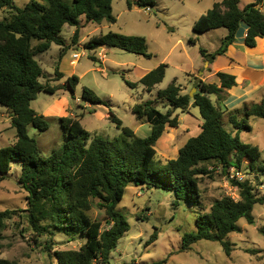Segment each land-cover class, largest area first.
Here are the masks:
<instances>
[{
	"label": "trees",
	"instance_id": "obj_1",
	"mask_svg": "<svg viewBox=\"0 0 264 264\" xmlns=\"http://www.w3.org/2000/svg\"><path fill=\"white\" fill-rule=\"evenodd\" d=\"M113 1L31 0L26 6L18 7L15 0H0V10L11 14L9 18L0 20V105L7 108L12 127L16 129L15 143L0 149V189L13 165L20 166L18 182L29 194L28 220L37 232L36 237L52 238L62 234L70 241L85 240L80 250L54 252L52 258L56 264H93L98 260L105 264L109 261L120 239L130 231L127 218L117 210L129 185L171 191L175 207L194 204L203 208L200 177L210 173L207 170L209 164H215L227 176H230L232 168L241 173L245 163L250 171H264V167L258 164L262 158L261 149L244 143L240 137L242 131H252L248 122L250 118L264 119V99L259 104L245 107L242 112L230 114L229 123L236 132L226 130V112L210 98L216 96L218 102H224L228 91L237 86L236 77L224 72L216 74L219 83L196 78L197 92L193 97L182 95V88L175 79L167 89L159 91L154 100L136 104L133 113L151 125V134L146 138L138 137L132 129L123 127L122 121L110 109L108 118L122 131L119 137H93L83 128L78 117H62L59 121L64 144L47 157L41 155L37 141L28 134V128L47 132L50 125L47 118L32 107V103L40 93L54 95L60 88L42 83V79L47 77L37 58L57 45L61 47V61L71 48L62 32L66 26L74 27L72 42L76 43L83 28L82 17L87 23L107 21L115 24ZM262 2L254 0L243 8L240 0L216 2L195 22L193 30L197 34L227 30L218 50L209 53L201 48L205 62L212 64L225 55L236 42L242 25L248 27V47L254 48L259 38L264 39ZM127 4L129 9H150L157 5V1L127 0ZM191 43L196 45L197 40L192 38ZM86 47L89 50L117 48L152 58L146 39L140 36L109 32L93 36ZM167 68V64H161L141 78L140 84L148 93L152 94L164 81ZM55 75L56 81L65 78L59 65ZM79 83L80 78L73 75L66 79L64 86L74 93ZM126 83L131 88L138 87L137 83ZM83 99L92 105L111 106L89 89H84ZM158 104H163L167 111L159 109ZM190 107L200 111L203 119L201 132L185 143L176 159L160 165L157 161L158 142L167 128L179 127L175 113L178 110L186 112ZM240 117L242 119L239 120ZM231 183L237 189L239 199L223 197L216 200L211 210L197 219V231L183 237L181 252L190 251L194 244L206 240L220 242L230 256L232 247L226 239L239 231L237 223L246 219L250 225L255 224L254 208L264 204V195L259 196L248 180L234 178ZM94 200H98L106 212L107 227L89 214ZM15 213L10 210L0 212V241L7 221ZM157 239L156 231L149 243ZM164 263L166 261L154 264ZM0 264L16 263L3 259L0 251Z\"/></svg>",
	"mask_w": 264,
	"mask_h": 264
},
{
	"label": "rangeland",
	"instance_id": "obj_2",
	"mask_svg": "<svg viewBox=\"0 0 264 264\" xmlns=\"http://www.w3.org/2000/svg\"><path fill=\"white\" fill-rule=\"evenodd\" d=\"M30 1L15 0L18 7H24ZM156 1L157 5L148 11L145 7L129 9L127 0H114L112 6L113 15L117 19L115 24L107 21L101 24H87L82 17L81 23L87 25L76 43L72 42L70 31L72 28L62 32V36L69 40L71 45L65 55L66 61L59 60L55 47L43 54L54 56L52 59L48 55L37 58L47 77L46 80L42 79V83L60 88L54 95L40 93L32 103V107L40 115L45 116L50 125L47 132H40L33 127L28 128V134L37 141L42 156H49L64 144V134L59 121L62 117H78L83 128L93 137L113 139L119 137L122 131L108 118L111 109L122 121L123 127L132 129L138 137H148L151 134V125L137 118L133 113L134 106L154 100L157 93L167 89L175 79L182 88L192 86L191 80L195 82L196 78L206 71L207 62L202 57L201 48L209 53L219 49L221 38L227 35V30L219 29L197 34L193 26L214 3L221 0ZM10 16L9 11L0 10V20ZM109 32L144 37L152 58L148 59L117 48L89 50L86 47L93 36ZM192 38L197 40L196 45L191 43ZM76 52L85 55L73 65L72 56ZM101 54H106V58L101 60ZM161 64L168 65L165 79L150 94L140 84V80L147 72ZM57 65L60 72L65 75L60 81H56ZM73 75L80 78L74 93L64 86L66 79ZM126 81L137 83L138 87L131 88ZM208 81L212 83L216 79L209 78ZM84 89L93 91L111 106H96L85 101ZM259 94L264 98V90ZM212 99H216V96H212ZM215 102L217 104V101ZM157 107L164 112L167 111L163 104H158ZM175 115L179 118V127L167 128L157 145V161L160 165L176 159L185 143L202 130L203 119L198 108L190 107L186 112L178 110ZM229 117L230 114L225 113L224 124L226 130L232 132L234 128L229 123ZM248 122L252 131H242L241 140L261 149L262 158L258 164L264 167V119L250 118ZM15 141L16 129L12 127L10 113L7 108L0 105V149L11 147ZM247 168L248 165L245 163L244 170L239 173L238 178L250 181L256 189L255 192L263 196L264 171L256 169L254 172ZM207 170L210 173L200 177L203 208L194 204L175 207L172 204L174 193L171 191L129 185L117 210L127 218L130 231L120 239L117 248L112 251L109 261L105 264H154L164 261H166L164 264H264V204L256 205L254 208V225H250L246 219H241L237 223L239 231L227 237L226 241L232 247L230 256L220 242L206 240L194 244L190 251L181 252L183 237L197 231V219L202 213L209 212L216 200L223 197L239 199L238 191L231 183V176H227L228 174L222 172L215 164H209ZM233 172L235 169H231L229 175ZM20 173L21 167L14 164L0 189V212L5 210L16 212L12 219L7 221V228L0 241L1 257L16 264H56L52 258L54 252L80 250L85 240L70 241L62 234H56L52 238L36 237L37 232L28 220L29 194L18 182ZM89 214L103 227L108 226L106 212L99 206L98 200L93 201V208ZM156 231L158 239L150 244L149 241ZM93 264L104 263L98 260Z\"/></svg>",
	"mask_w": 264,
	"mask_h": 264
},
{
	"label": "crops",
	"instance_id": "obj_3",
	"mask_svg": "<svg viewBox=\"0 0 264 264\" xmlns=\"http://www.w3.org/2000/svg\"><path fill=\"white\" fill-rule=\"evenodd\" d=\"M247 1L248 2H243L240 0V6L243 8L246 5L254 2V0ZM263 4L264 0L261 5L262 11ZM81 24L83 26V28H81L82 32L88 23L86 25L83 23ZM67 28H72L70 31L73 37L76 29L70 26H66L65 29ZM247 31L248 27L246 25H242L237 34L236 42L229 47L228 52L225 55L220 56L219 59L217 58L214 63L206 64V71L201 74L200 77H198L206 82H209V78H215L216 81L212 83H219V80L216 76V74L219 72L228 73L236 77L237 86L228 91V98L224 102H218L217 97L216 99H212V96H210L213 103L228 114L241 112L245 107H251L253 105L259 104L264 99L262 98L261 94H259L262 90H264V39L259 38L257 40V46L250 48L246 45ZM225 36H223L221 40ZM54 47L56 48L59 56L61 47L53 45L50 51H52ZM47 55L48 54L42 56ZM48 56L50 59L54 57L52 55ZM64 60L66 61L65 57L62 59V61ZM191 83L192 86L189 87L182 88L181 86L182 95L190 94L193 89H196L195 82L191 80ZM215 101H217V104ZM232 132H235V130Z\"/></svg>",
	"mask_w": 264,
	"mask_h": 264
},
{
	"label": "built area",
	"instance_id": "obj_4",
	"mask_svg": "<svg viewBox=\"0 0 264 264\" xmlns=\"http://www.w3.org/2000/svg\"><path fill=\"white\" fill-rule=\"evenodd\" d=\"M147 10L149 11L150 9L148 8ZM103 52H104V51H103ZM84 55H85V53H80V52H76V53H74L73 56H72V61H71V63H72L73 65H76V64L82 59V57H83ZM105 55H106V54H105ZM105 55L101 54V55H100V59H101V60L105 59V58H106ZM232 169H234V168H232ZM230 171H231V170H230ZM230 176L232 177V179L236 178V179H238V180H242V179L238 178V176H239V172H237L236 169H235V172H233L232 175H230Z\"/></svg>",
	"mask_w": 264,
	"mask_h": 264
},
{
	"label": "water",
	"instance_id": "obj_5",
	"mask_svg": "<svg viewBox=\"0 0 264 264\" xmlns=\"http://www.w3.org/2000/svg\"><path fill=\"white\" fill-rule=\"evenodd\" d=\"M207 64H209V62H207ZM194 92H197V89H193V91L190 93V97L194 96Z\"/></svg>",
	"mask_w": 264,
	"mask_h": 264
}]
</instances>
